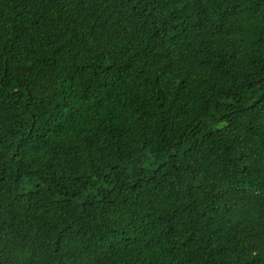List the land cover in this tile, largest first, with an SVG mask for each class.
I'll return each mask as SVG.
<instances>
[{
    "label": "trees",
    "instance_id": "trees-1",
    "mask_svg": "<svg viewBox=\"0 0 264 264\" xmlns=\"http://www.w3.org/2000/svg\"><path fill=\"white\" fill-rule=\"evenodd\" d=\"M0 264H264V0H0Z\"/></svg>",
    "mask_w": 264,
    "mask_h": 264
}]
</instances>
